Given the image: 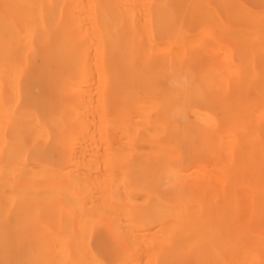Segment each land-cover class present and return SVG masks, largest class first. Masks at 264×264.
<instances>
[{"label": "bare ground", "instance_id": "1", "mask_svg": "<svg viewBox=\"0 0 264 264\" xmlns=\"http://www.w3.org/2000/svg\"><path fill=\"white\" fill-rule=\"evenodd\" d=\"M0 264H264V0H0Z\"/></svg>", "mask_w": 264, "mask_h": 264}]
</instances>
